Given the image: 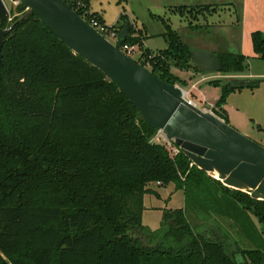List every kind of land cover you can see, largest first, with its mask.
Returning <instances> with one entry per match:
<instances>
[{
    "label": "trees",
    "instance_id": "16d2710c",
    "mask_svg": "<svg viewBox=\"0 0 264 264\" xmlns=\"http://www.w3.org/2000/svg\"><path fill=\"white\" fill-rule=\"evenodd\" d=\"M65 1L86 21L104 23L90 12V0ZM122 9L109 28L119 31L128 20ZM167 9L188 20L190 43L159 15L152 16L163 25L164 49L152 54L142 48L143 27L134 31L130 21L123 41L139 46L135 60L154 75L175 84L183 81L172 67L205 72L193 49L217 54L222 74L247 69L243 54L198 31L199 15L206 20L218 5ZM15 10L1 23L9 32L0 64V264H264V200L225 186L182 151L173 154L164 142H152L156 129L138 117L114 82L33 11ZM251 41L264 61V28L253 31ZM212 84L222 85L213 112L228 123L221 108L226 95L258 82ZM172 182L183 189L184 207L166 210L162 228L151 231L141 221L143 197L158 195L151 184ZM188 211L212 236L191 226ZM210 212L231 220L250 247L236 246Z\"/></svg>",
    "mask_w": 264,
    "mask_h": 264
},
{
    "label": "water",
    "instance_id": "95a60500",
    "mask_svg": "<svg viewBox=\"0 0 264 264\" xmlns=\"http://www.w3.org/2000/svg\"><path fill=\"white\" fill-rule=\"evenodd\" d=\"M19 9L31 10L64 44L101 70L137 109L143 122L177 145L191 164L225 186L264 200V146L245 136L214 112L185 98L182 87L163 81L120 50L129 36L125 20L114 43L93 28L65 0H21ZM8 10L0 0V64L8 28L1 23ZM195 64L205 72H219L217 54L191 50ZM232 78H227L229 81Z\"/></svg>",
    "mask_w": 264,
    "mask_h": 264
},
{
    "label": "rangeland",
    "instance_id": "374dc122",
    "mask_svg": "<svg viewBox=\"0 0 264 264\" xmlns=\"http://www.w3.org/2000/svg\"><path fill=\"white\" fill-rule=\"evenodd\" d=\"M169 1L171 0H126L120 3L118 0H90L89 9L90 12L100 16L105 25L111 27L119 21L123 6L125 9L124 13L127 15L128 21L132 23L134 31L144 26L145 34L146 29L155 31L159 26L163 29L161 21L153 18L152 15L167 17L171 27L183 35V39L190 43V35L187 31L189 29L187 28L188 20L181 17L178 13H171L168 9H165L166 6L163 4ZM228 6L226 4L218 5L215 13L207 15V21L202 18V15H199L198 22L203 27L198 28V31L206 33L207 37L209 34L214 41L219 40L226 51L241 53L239 51L241 46V28L235 19L237 17L235 16L236 10L229 9ZM205 23H207V27ZM165 47L164 38L157 34L151 35L149 41H144L142 45V48L149 49L152 54L158 49ZM139 52H142V50L138 46L132 57L137 59ZM152 54L147 56L151 57ZM245 58L248 67L244 72H241V75L244 76L236 78L246 82L257 81L258 84L254 87H244L229 92L222 104V113L227 118L228 124L264 146V61L260 57H248L245 55ZM172 71L184 82L175 84L188 92L197 107L212 110V112L216 108V102L222 95V85H214L212 82L215 80L222 82L227 78L235 77L233 73L200 72L195 69L178 70L176 67H172ZM150 186L158 195L154 192L144 195V210L141 221L143 225L152 231L162 228L163 213L166 210L183 208L185 198L183 189L176 186L174 182L164 187H158L155 184ZM210 215V218L216 219L217 223L232 237L236 246L241 249L250 247L231 220L218 216L213 212H210ZM186 216L195 230L201 231L209 237L212 236L211 232H209L210 230L205 229L204 224L202 225L203 219L200 216L190 211L186 212Z\"/></svg>",
    "mask_w": 264,
    "mask_h": 264
},
{
    "label": "crops",
    "instance_id": "0c3cea01",
    "mask_svg": "<svg viewBox=\"0 0 264 264\" xmlns=\"http://www.w3.org/2000/svg\"><path fill=\"white\" fill-rule=\"evenodd\" d=\"M206 4H210V5L226 4L230 6V7L228 6L229 9L232 8V10L233 9L236 10L237 14L235 13V16L237 15L238 19L237 17L235 19L237 21V24H239L241 28V40H240L241 46L239 47V51H241V54H243L244 56L246 55L248 57L249 56L258 57L252 49L251 34L255 30H263L264 28V0H171L167 3H164L163 5L166 6L165 9H167L169 6H178V5L189 6V5H206ZM145 32H146V38L143 40V44L144 41L145 42L149 41V37L151 35L157 34L159 36H162V33L164 32V28L162 29L159 26L158 29H155V31L146 29ZM241 74L242 73L233 74V75L235 76L234 78L239 76H244Z\"/></svg>",
    "mask_w": 264,
    "mask_h": 264
},
{
    "label": "built area",
    "instance_id": "2783aa9c",
    "mask_svg": "<svg viewBox=\"0 0 264 264\" xmlns=\"http://www.w3.org/2000/svg\"><path fill=\"white\" fill-rule=\"evenodd\" d=\"M6 8L8 10V14L6 17L7 22L12 20V17L14 15L17 14L16 12V8L17 6H19L21 4V0H3ZM78 4V2L76 3ZM83 18V17H82ZM93 28H95L98 32H100L105 39H107L108 41L114 43L117 37V34L119 31H117L114 28H109L107 25H105L104 23L99 22L96 18H90V21H87ZM7 28V27H6ZM136 47L138 48L137 45H130L128 43H124L122 42V44L120 45V50L122 52H124L126 55L132 57L133 52L136 50ZM139 50V49H138ZM140 56V52L138 53L137 57ZM133 58V57H132ZM135 59V58H133ZM148 63V61H147ZM185 92V98L189 100V102H191L192 104L196 105L197 104L190 98L188 92L183 89ZM204 110H208L203 108ZM212 111V110H209ZM152 142H164L172 151L173 154H177L180 150V148L175 145L172 141L168 140L165 135L163 134V132L161 130H156L154 136L151 138Z\"/></svg>",
    "mask_w": 264,
    "mask_h": 264
}]
</instances>
